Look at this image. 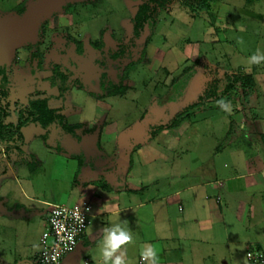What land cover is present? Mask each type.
<instances>
[{"label": "rangeland", "instance_id": "rangeland-1", "mask_svg": "<svg viewBox=\"0 0 264 264\" xmlns=\"http://www.w3.org/2000/svg\"><path fill=\"white\" fill-rule=\"evenodd\" d=\"M143 1L0 0V66H5L4 73L0 69V98L3 104L9 103V120H17L31 96L53 95L50 106L61 110L68 122L81 123L75 131L82 136L79 141L55 125L49 129L52 140L47 145L41 136L45 130L36 124L25 135L28 141L21 156L25 161L8 158L0 144V264H40L36 251L41 249L39 239L51 206L78 202L90 185L101 188L102 183L85 184L93 173L115 180L127 169L125 183L133 188L159 180L164 191L171 184L174 189L201 184L184 194L204 193V189L219 194L224 217L213 213L214 224H205L210 230L201 234L229 239L231 264H254L247 251L256 250L252 240L264 242V191L257 193L261 203L244 224L237 215L238 204L230 200L235 196L229 197L227 188L217 182H224L229 172L245 170L240 165L242 156L264 151V62H248L258 50L264 53V0H164L146 60L131 67L127 91L116 95L101 89L98 81L106 70L115 77L113 53L127 50L140 39L134 32V15ZM4 39L8 46L2 49ZM56 63L68 74L65 84L75 79L64 97L59 96L58 86L51 88L44 80L53 74L48 67ZM187 67L196 70L188 85L187 74L181 77ZM232 70L253 74L257 85L248 91L237 87L228 100L230 112L205 109L152 136L155 126L170 122L197 102L208 82L218 79L226 84L223 72ZM92 80L96 85L90 87ZM55 140L71 151L83 149L91 165L79 172L78 160L58 151ZM216 178L217 182H211ZM252 189L243 194L244 200ZM102 193L99 201L109 197L106 200L113 206L114 196L120 202L142 198L141 193L127 191ZM185 209L180 215L194 213L187 204ZM176 212L179 215L178 205ZM129 216H97L91 222L102 238L104 227L123 218L124 226L134 230L136 225L127 223ZM130 233L139 235L137 230ZM101 244L78 249L72 264H84V256L96 264ZM188 246L198 253L188 256V262L228 261L221 242L214 251L200 240ZM257 250L264 251V245Z\"/></svg>", "mask_w": 264, "mask_h": 264}, {"label": "crops", "instance_id": "crops-1", "mask_svg": "<svg viewBox=\"0 0 264 264\" xmlns=\"http://www.w3.org/2000/svg\"><path fill=\"white\" fill-rule=\"evenodd\" d=\"M3 44L2 49L8 46L6 39H4ZM34 126H36V123H31L26 126L23 129L24 136L26 134L29 135L27 133L28 130H32ZM245 126H247V123H245L243 127ZM26 141H28V138L25 136V142ZM262 148H264V144ZM240 159V165H243L245 170L231 174L229 172V174H227L228 177H226L227 180L225 179L227 183H225V181L222 182L221 180L217 182L218 178L211 180V182L216 181L217 186L226 187L229 197H232L233 195L235 196V198L230 200L236 201L238 204V218H240L239 220L242 219L244 224H246V217L252 216L251 214L253 213V209L255 211L257 210L256 207L259 203H261V199L264 202L263 194H261V199L257 197V193L264 191V151L255 154L254 156H242ZM231 164L233 165V162ZM227 166L228 164L225 162L224 167ZM158 181L159 180H156L151 184H143L141 185V189L131 187L135 190V192L130 193H141L142 195V198L136 202H132L131 200L127 202H120L118 201L117 196H114L116 199V204L114 206L110 204L111 202L106 200V198L109 197L99 201V192L102 191L105 194V192L108 191L103 188H98V186L93 187L89 184L90 186L86 189L87 193L83 194L80 199L89 198L92 202L93 210L92 215L90 216V224L86 233L81 238L76 252L68 256L61 264H72V261L76 260L74 255L77 253L78 249L80 251V249H83L86 245L93 243L99 244L102 242L101 232L92 225L91 218L120 213L132 215L126 218V220H128L127 223L133 222L136 226L132 231L137 230L139 233V235L131 233L132 240L128 244L123 245L121 248V251L125 255V259L129 261V264H149L148 260L142 258V253H144L149 247L156 250L159 257L158 264H194L191 261L188 262L186 258L188 256H193L195 254L194 251H196L192 250L190 246H188V242L192 243L197 240H200L203 244H207L208 248L212 247L211 251H214L213 247L217 246L221 242V245H225L227 248H223V254L228 257V261L225 264H231L232 260L230 262V259L232 253L230 251L229 239H222V237H219V234L216 233H213L212 236L209 237L201 234V231L205 234V230H210L205 224H214L213 220L215 218L213 217V213L220 214L219 217L221 218L224 217L225 210L222 206L221 196L219 194L215 196V194H211L206 189L203 190L204 193H199V191H197L192 194L189 193L188 195L184 194L194 188L200 187L201 184H190L180 189H174L171 184L168 186L170 189L164 191V189H160L162 186L159 185ZM92 187L94 189H92ZM248 188H254L252 189L253 193H251L252 195L248 200H244L243 194H245ZM185 204H187L188 207L193 208L194 213L191 216L186 212L184 215H180L181 212L186 211ZM176 205L179 206V215H177L176 212ZM123 221H125L124 218ZM194 233L198 236L194 235ZM251 243H254L253 245L256 247V250L260 248L261 245H264V242L262 243L258 239L252 240ZM37 254L38 252L36 251V255ZM117 254L120 253L118 252ZM195 255H198L197 251ZM86 259H88L89 264H91L92 260L90 259V256H84L83 261L85 262ZM96 264H103L102 256L101 258H97ZM213 264L219 263L216 262ZM254 264L260 263L254 262Z\"/></svg>", "mask_w": 264, "mask_h": 264}, {"label": "trees", "instance_id": "trees-1", "mask_svg": "<svg viewBox=\"0 0 264 264\" xmlns=\"http://www.w3.org/2000/svg\"><path fill=\"white\" fill-rule=\"evenodd\" d=\"M163 8L164 0H144L138 6L134 15L135 35L142 36L144 33L148 34L145 37L139 36L140 39L134 41L127 50L123 49L113 53L114 60L111 63V67L116 71V74L115 77H111L107 70L103 71L98 81V86L101 89L110 91L116 95L123 94L127 91L128 85L126 79L129 75V70L137 63H142L146 60L147 45L155 31L159 15ZM48 68L51 69L53 74L49 77H45L44 80L51 88L58 86L60 88L59 96L64 97L66 92L73 88L75 79H72L68 84H65L68 80V74L61 70L60 63H56L54 66L51 65ZM0 69L2 73H4L5 66H0ZM195 73L196 70L194 68L192 70V67H187L183 70L181 77L182 75L185 76V74H187L188 85L193 79ZM223 73L228 79L226 84H222L218 79L208 82L206 90L200 95L197 102L188 105L185 109L178 112L170 122L161 123L155 126L152 131V136H155L164 129L177 127L185 119L190 118L205 109H221L216 101L224 99L228 102L239 86L245 91H248L253 90L257 85L255 77L251 73L234 70L224 71ZM2 81L4 83L6 82L5 84L8 85L6 74H2ZM95 85L96 81L92 80L89 86L93 87ZM54 97L56 96L44 94L31 96L27 100L25 106L20 108L16 121L9 120L11 115L8 107L9 103L7 102L6 104H3L0 98V144L5 147L8 158L25 161L21 157L23 150L22 147L25 144L23 129L31 123L39 124L45 130L41 133V136L47 145L51 144L50 141L52 140L49 129L55 125L61 126L68 132L72 133L77 140H81L82 136L75 131L76 127H81V123L72 124L68 122L61 110L51 107L50 100ZM55 141L57 143L56 148L58 151L68 152L73 158L78 160L79 172L82 173L87 166L91 165L83 149L71 151L64 146L61 141ZM98 145L101 146L99 143ZM13 148L17 149L18 152L14 151ZM117 157L118 151L113 155L114 159ZM102 158H107V156H104L103 152ZM127 172H129V169L119 173L115 180L106 179L105 176L101 174L93 173L92 177L86 179L85 184L102 183L101 188L108 192H135L134 189L125 183Z\"/></svg>", "mask_w": 264, "mask_h": 264}, {"label": "built area", "instance_id": "built-area-1", "mask_svg": "<svg viewBox=\"0 0 264 264\" xmlns=\"http://www.w3.org/2000/svg\"><path fill=\"white\" fill-rule=\"evenodd\" d=\"M93 205L89 198L74 204H54L47 217V225L40 238L37 257L40 264H61L74 254L90 224ZM247 256L254 262L264 263V252L249 250ZM84 264H89L86 259Z\"/></svg>", "mask_w": 264, "mask_h": 264}, {"label": "clouds", "instance_id": "clouds-1", "mask_svg": "<svg viewBox=\"0 0 264 264\" xmlns=\"http://www.w3.org/2000/svg\"><path fill=\"white\" fill-rule=\"evenodd\" d=\"M249 64H260L264 62V53L254 54L248 58ZM217 105L226 112L231 111L230 102L224 99L216 101ZM126 221L113 222L109 226L102 229V244L100 253L103 264H129L125 259L124 253L121 251L123 245L128 244L132 240L130 231L124 226ZM35 247V245H34ZM120 254H117V253ZM142 258L149 261V264H158L159 257L156 250L149 247L142 253Z\"/></svg>", "mask_w": 264, "mask_h": 264}]
</instances>
